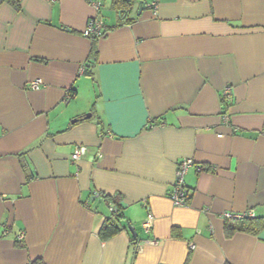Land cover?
<instances>
[{"label": "crops", "instance_id": "0c3cea01", "mask_svg": "<svg viewBox=\"0 0 264 264\" xmlns=\"http://www.w3.org/2000/svg\"><path fill=\"white\" fill-rule=\"evenodd\" d=\"M92 1H0V264H264L223 219H264V0H102L89 39ZM95 193L123 209L106 241Z\"/></svg>", "mask_w": 264, "mask_h": 264}, {"label": "built area", "instance_id": "2783aa9c", "mask_svg": "<svg viewBox=\"0 0 264 264\" xmlns=\"http://www.w3.org/2000/svg\"><path fill=\"white\" fill-rule=\"evenodd\" d=\"M161 0H154L151 4V8L156 12L158 3ZM104 3L102 0H94L91 2V6L93 10L95 11V16L91 18L86 26V29L83 32V35L86 38L89 39H97L104 35L105 32V25L101 18H99V13L103 7ZM42 82L40 80L32 82L30 84L31 90H39L41 88ZM223 100L225 101H232L233 97V90L231 87H227L222 92ZM68 99H70V94L67 96ZM0 136H1V129H0ZM88 152V148L85 146H80L76 149L75 153L72 156V160L74 162H78L81 160V158ZM194 165L193 161L191 159L188 160H182L178 162L176 173H175V182L173 185V190L171 194V200L176 206H186L188 205V202L191 197V192L186 186L185 183V176L188 172V170ZM95 197H99L100 195L98 193L94 194ZM112 211V209H110ZM249 217H254V214L252 212L247 214ZM244 215H233L230 213H226L223 215V219L226 220H232V219H239ZM151 222L152 217L150 216L149 219L144 223V227L149 230L151 228ZM4 234H8V230L6 229L4 231ZM19 242H22L24 240V235H20L18 237Z\"/></svg>", "mask_w": 264, "mask_h": 264}, {"label": "trees", "instance_id": "16d2710c", "mask_svg": "<svg viewBox=\"0 0 264 264\" xmlns=\"http://www.w3.org/2000/svg\"><path fill=\"white\" fill-rule=\"evenodd\" d=\"M0 1H7V0H0ZM11 3L16 7L17 10H21V3L22 0H10ZM122 3H125L126 5L130 6L131 4L127 3L125 0H119ZM119 1H115L114 5L116 7V4L119 3ZM133 2V0H132ZM126 12H123V14ZM91 59L95 60L97 57L96 50H93L91 53ZM74 91H70V97L73 98ZM198 171H202V168L198 167ZM189 189V188H188ZM190 190V189H189ZM191 192V191H190ZM100 198H103L107 203H110V209L111 215L108 217L99 233V236L101 240L106 241L117 234H119L123 228V209L120 205V198L119 197H109L106 195H101L98 193ZM226 231L228 235H231L235 231H243L247 232L252 235H258L262 230H264V219H256L255 217H249L247 214L242 216L239 219H232V220H226ZM32 264H42L41 261L37 260L36 262Z\"/></svg>", "mask_w": 264, "mask_h": 264}, {"label": "water", "instance_id": "95a60500", "mask_svg": "<svg viewBox=\"0 0 264 264\" xmlns=\"http://www.w3.org/2000/svg\"><path fill=\"white\" fill-rule=\"evenodd\" d=\"M127 3H129V4H131L132 3V0H125ZM146 3L144 2V1H140L139 2V9H138V12H137V15L138 16H140L142 13H143V11L146 9ZM121 12H126V11H121ZM120 12V13H121ZM88 117H90V116H88ZM129 230L131 231V233L133 234V237L135 238V239H137V233L135 232V230L130 226L129 227Z\"/></svg>", "mask_w": 264, "mask_h": 264}]
</instances>
